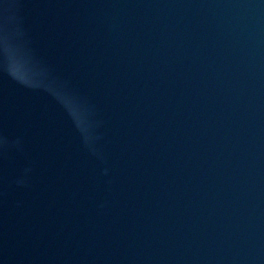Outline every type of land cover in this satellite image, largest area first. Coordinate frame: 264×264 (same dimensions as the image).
Masks as SVG:
<instances>
[{
  "label": "water",
  "instance_id": "95a60500",
  "mask_svg": "<svg viewBox=\"0 0 264 264\" xmlns=\"http://www.w3.org/2000/svg\"><path fill=\"white\" fill-rule=\"evenodd\" d=\"M0 264H264V0H0Z\"/></svg>",
  "mask_w": 264,
  "mask_h": 264
}]
</instances>
